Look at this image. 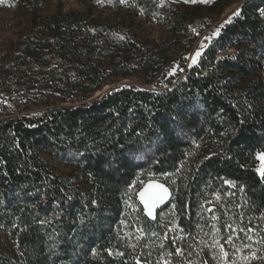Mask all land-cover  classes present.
Returning <instances> with one entry per match:
<instances>
[{"label":"trees","instance_id":"1","mask_svg":"<svg viewBox=\"0 0 264 264\" xmlns=\"http://www.w3.org/2000/svg\"><path fill=\"white\" fill-rule=\"evenodd\" d=\"M79 1L29 0L0 48V93L51 107L0 117V264H215L207 214L264 243V0H244L194 66L218 0ZM158 176L172 197L153 219L138 193ZM208 194L221 199L204 208ZM171 205L183 237L164 241Z\"/></svg>","mask_w":264,"mask_h":264},{"label":"rangeland","instance_id":"2","mask_svg":"<svg viewBox=\"0 0 264 264\" xmlns=\"http://www.w3.org/2000/svg\"><path fill=\"white\" fill-rule=\"evenodd\" d=\"M28 1L29 0H4V3L0 4V48L3 49L4 47H6L8 43L10 44L11 41L16 39L17 34L21 30L28 28V26L26 25L29 11L27 7ZM60 1L64 4L65 10H78L82 9L83 7V4L79 0H47V3L43 7L44 11L46 13L55 11L58 8V4ZM216 1L217 0H210L209 3L205 4L199 2L198 0V2L195 4H201L208 7L213 5ZM230 1L231 3H229ZM243 1L244 0H218V2L220 3L219 5H223V11L219 16H215L210 24L204 29V31L199 34L195 46L188 55V63L190 64V66H194L199 63L204 49L207 48L214 39L218 38V36L213 35L215 30L225 23V21L237 10L238 6ZM205 37H212V39L206 40ZM201 44H204L203 48L200 47ZM197 51L201 52V55L199 57L195 56V53ZM222 56L223 54L220 55V57ZM193 60H195L196 62L193 63ZM124 82H127V80H125ZM13 95L15 96L11 97L4 92L0 93V117L9 119L15 116L28 117L31 115H41L51 109L50 106H43L34 109H27L25 106L19 107L16 99L17 94L13 93ZM261 154H264V151L258 154L257 171L259 173V170L264 168V160L260 159ZM61 169L64 170L65 173L68 171V169L62 165ZM162 179L163 177L158 176L151 177L147 181L142 180L143 186L140 190L142 191L149 184H162L165 188L168 189L169 196L163 203L159 204L156 207L153 213L155 217L158 216V209L166 204L172 197V193L169 187L163 183ZM216 199H221V195L216 194L212 197L210 194H208V196L203 199L202 207L205 208L208 204L215 203ZM203 212L204 214L209 213L208 210L206 213L205 211ZM208 215L209 214H207L206 216L211 219V221L209 222V225L208 227H206V229L200 230V233L202 235L201 237H199V241L202 246L210 250L215 264H264V243L261 240L255 238V236L251 235L250 233H248V235L245 234V232H243L239 228H233L232 232L234 231L235 234L229 236L232 239V243H229V237L225 238L224 234L219 229V225L217 224L216 220H214L216 219L217 215ZM160 222L164 227V241H166L170 236H172L173 239L183 237V230L178 224L177 214L173 205L164 208L161 211ZM230 229L231 227L228 226V230ZM136 233L138 232H134V234ZM249 237H251V239H249ZM136 238H139V236H136ZM220 246H223L224 251L228 253L227 257L223 256V253L220 250ZM160 247H163L162 243ZM253 252L256 253V256L254 258L251 256V253ZM171 257L172 254L164 251L161 258L163 264H165V261H167V264H173V260L171 259Z\"/></svg>","mask_w":264,"mask_h":264},{"label":"snow or ice","instance_id":"3","mask_svg":"<svg viewBox=\"0 0 264 264\" xmlns=\"http://www.w3.org/2000/svg\"><path fill=\"white\" fill-rule=\"evenodd\" d=\"M96 2L98 4H103L105 2V0H96ZM118 2L120 4H128L129 0H118ZM161 2H163V0H161ZM198 0H184V3H192L195 4L197 3ZM199 2L201 3H209L210 0H199ZM4 3V0H0V4ZM260 14L262 16H264V9L260 10ZM241 15V10L237 9L233 14L232 17H239ZM232 17H230L227 21H225V23H231L232 22ZM224 27V25L222 24L220 27H218L215 32L213 33V35L218 36L220 33L221 28ZM121 39H124V37H120ZM206 40H210L212 39V37H205ZM201 48L204 47V44L200 45ZM201 55L200 51H197L195 53L196 57H199ZM196 61L193 60V63H195ZM261 160H264V154H261L260 156ZM261 173V176L264 177V168H262L261 170H259ZM229 184H231V181H228ZM140 200L144 206V210L147 212V214L152 217L153 219H155L156 217L153 215L154 210L156 209V207L163 203L165 201V199L169 196V192L168 189L165 188L162 184H149L147 187H145L142 191H140L138 193ZM153 235H155V233H153ZM249 239H251V237H249ZM215 242V241H214ZM228 242L232 243V239L231 237L228 238ZM220 250L223 253L224 257L228 256V253L226 251H224L223 246H220ZM177 254H180L181 250L177 249L176 250ZM251 256L254 258L256 256V253L253 252L251 253ZM165 264H167V261H165Z\"/></svg>","mask_w":264,"mask_h":264}]
</instances>
